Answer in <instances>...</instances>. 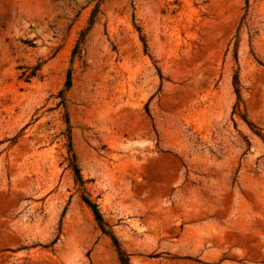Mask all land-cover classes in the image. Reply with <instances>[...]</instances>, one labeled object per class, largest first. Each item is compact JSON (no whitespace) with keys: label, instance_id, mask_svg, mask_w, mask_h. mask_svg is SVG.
Here are the masks:
<instances>
[{"label":"rangeland","instance_id":"374dc122","mask_svg":"<svg viewBox=\"0 0 264 264\" xmlns=\"http://www.w3.org/2000/svg\"><path fill=\"white\" fill-rule=\"evenodd\" d=\"M112 234L264 264V0H0V264H122Z\"/></svg>","mask_w":264,"mask_h":264},{"label":"trees","instance_id":"16d2710c","mask_svg":"<svg viewBox=\"0 0 264 264\" xmlns=\"http://www.w3.org/2000/svg\"><path fill=\"white\" fill-rule=\"evenodd\" d=\"M78 48H79V44L76 45L75 50H74V54L78 52ZM72 83V77L71 74H68V78H67V82H66V87H70ZM238 90V89H237ZM64 91L61 90L60 91V96L63 97ZM67 122H69V120L67 119ZM68 139H69V151L71 153L70 156V165L73 167L74 171H75V175L77 177V180L83 184L84 180L82 178L81 175V171L80 168L78 167L77 163H76V154L73 152L72 150V136H71V131L68 132ZM83 199L85 200V202L87 203V205L90 207V209L92 210L98 224L99 227L101 228V230L105 233H109L107 228H106V223L104 221L103 215L100 211V209L98 208L97 204L90 199L88 196L83 195ZM112 238H113V242L115 244V246L117 247V250L119 252V258L122 264H130L129 263V258L128 256L125 254V252L121 249L120 243L118 241V239L112 234Z\"/></svg>","mask_w":264,"mask_h":264}]
</instances>
